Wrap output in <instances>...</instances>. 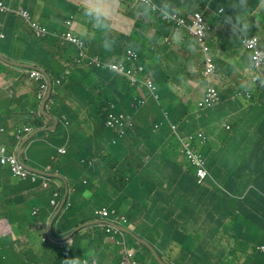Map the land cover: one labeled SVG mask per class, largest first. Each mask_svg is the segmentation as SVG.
Returning <instances> with one entry per match:
<instances>
[{"label": "trees", "instance_id": "trees-1", "mask_svg": "<svg viewBox=\"0 0 264 264\" xmlns=\"http://www.w3.org/2000/svg\"><path fill=\"white\" fill-rule=\"evenodd\" d=\"M132 1L127 0V3ZM260 1L205 0L211 10L210 18L206 17L207 22L213 29H218L210 32L208 44L213 50L219 46L237 50L235 54H238L239 66L230 69L224 90H220V101L212 108L200 112L199 121L182 110L185 106L180 104L177 94H184L185 84L194 80V76L200 78V74L184 72L185 61L189 59V64L195 70L200 65V58L193 61L192 56L187 57L189 51H183L181 47L173 49L176 50L175 54L171 52L170 43L160 41L163 35L168 38L183 34L181 29L177 35H171L172 21L166 23L155 18L152 22L157 36L150 38V34L145 31L146 22L132 13L129 15L133 20L131 33L128 36L114 33L112 40H118L117 46H108L94 41L105 32L106 26L109 27V21L82 9L81 15H86L93 27L85 28L83 40L80 38L83 46L79 49L52 36L34 38L22 30L15 16L0 14V32L4 33V39L0 40V55L14 58L13 54L17 51L21 61L32 63L52 79L62 77L65 66L71 67L70 75L63 79L61 90L72 93L76 87L82 89L85 97H89L88 113L102 136L109 134L103 126L111 105H114L116 112H130L133 115V131L127 132L125 139L119 140L105 152L107 156L103 159L109 167V188L101 194L108 196L109 208L119 212L123 210L124 204H130L127 213L130 222L131 214L135 211L138 215L139 210L143 213L144 205L148 203L149 211L156 219L159 217L163 222L167 218L169 222L164 229L160 253L158 251L167 264L171 262L164 256L174 255L182 248L185 257L198 256L201 258L199 262L203 264L205 261L208 264H213L212 261L215 264H264V255L256 251L257 245L264 240V86L252 82V54L244 51L239 56L238 48L241 45L235 29L226 25L227 21H232L246 29L250 35H259L264 50V6L257 12L262 4ZM250 2H253L252 7L247 6ZM220 8L224 13L218 17L216 12ZM195 10L200 9L197 7L185 15L181 12L178 14L188 17ZM130 11L134 12L132 9ZM164 12L169 17L176 13L168 7H165ZM125 48L138 52L139 58L132 66H142L143 73L139 76H143L145 81L151 79L157 87V101L151 98L150 106L138 110L131 107L137 100L136 85H132L126 77L113 74L108 67L109 62L124 59ZM126 64L131 66L128 62ZM76 65L88 69V77L98 78L101 84L80 83L75 75L78 69L74 67ZM240 67H245L248 75ZM239 78H243V84ZM104 83L109 86V90L102 85ZM246 88L253 93L252 100L233 98L238 91ZM52 110L60 111L62 105L56 102ZM167 114L172 121L182 125L181 130L187 131L184 126L190 120L194 123L187 132L201 127L217 132L204 149L206 170L210 177L206 187L197 184L191 167L184 171L177 166L167 175V169L172 167V154L166 148L157 153L158 148L164 146L167 136L162 133L157 137L152 131L153 125L165 120ZM42 121L40 113H28L23 123L40 129ZM224 124L229 125V129ZM12 140L14 144L19 143L13 137ZM175 148L176 145H173L172 150ZM145 158L149 159L146 163ZM6 171L0 166V179ZM201 210H206L207 222L216 223L218 220V226L228 230L229 238L237 242L236 249L219 250L215 236H199L186 229L192 222L187 217H194ZM194 223L197 225L196 220ZM106 236L105 230L99 225H94L92 230L84 233L76 232L71 246L50 248L55 250L54 254L44 264H59L61 257L71 255L74 249L82 252V255L76 256L77 264H82L84 251L94 243L100 251L99 264H120L121 259L108 262L105 252L101 250ZM130 239L135 242L133 238ZM82 241H86L85 246H80ZM138 245L151 254L145 246ZM6 255L7 261L23 256L13 248ZM151 257L154 260L152 254ZM70 259L75 264V256ZM26 260L24 256L20 264H27ZM37 260L40 262L39 258ZM0 264L5 262L0 259Z\"/></svg>", "mask_w": 264, "mask_h": 264}, {"label": "crops", "instance_id": "crops-1", "mask_svg": "<svg viewBox=\"0 0 264 264\" xmlns=\"http://www.w3.org/2000/svg\"><path fill=\"white\" fill-rule=\"evenodd\" d=\"M3 1L12 9H17L19 7L28 9L33 19L44 24L51 31L58 34L67 30L64 26V20L68 15L74 14L77 21L75 24V34L82 40L86 34L85 28H91L93 26L90 25L89 18L86 15H81L80 12L82 9L92 11L103 17L106 21H109V27L107 28L106 26L105 32L94 41L102 45L117 46L118 40L116 42L112 40L114 33L122 36H128L130 34L133 27V20H131L130 16L127 14V11L130 9H136V17L142 18L146 22V33L154 36L156 31L153 25L154 22H152L155 21L156 16L145 6L140 4L136 5L135 3L137 0H133L130 3H127V0ZM152 2L157 7L162 9L168 7L176 13L181 12L182 15H185L188 11H192L197 7L201 10L206 6H202L205 0H152ZM260 2L262 3L263 0ZM252 4L253 2H250L247 6L252 7ZM262 5L263 4L259 6L257 12L262 8ZM234 8H236V6ZM206 16L210 18L211 11H208ZM217 30L218 29H215V32ZM167 43L171 44V52L175 54H177L176 50L173 49H179L181 47L183 51H189L187 57L192 56L193 61H195L196 58L199 59V57L202 60L200 48L194 44L188 33L183 32L179 37L171 36L168 38ZM236 52L237 50L222 46H219L213 51L214 60L219 67V71H222V79L223 77L228 79V72L230 69L239 66L237 61L238 54H235ZM243 52L244 49L242 47L238 48V53H240L239 56H241ZM6 56L7 55L2 54L1 57L9 60V58H7L9 56ZM13 56L15 60L10 59L9 61H20L18 55L16 56L13 54ZM198 66L193 70L191 64H189V59H187L184 63V72H188L190 75L193 73L200 74L201 76L202 71H199L200 67ZM240 69L244 71V73L247 70L245 67H240ZM87 71L88 69L85 67H79L77 69L75 75L80 80V83L84 84L89 82L91 85L101 84L98 78L90 79L87 75ZM193 79L194 80H190L188 84H185L183 95L177 94L181 103L185 105L182 110L192 116L198 113L196 102L201 98L203 91L207 87V82L205 80H199L197 76H194ZM225 81L226 80H224V82ZM102 85L109 90V86L106 83ZM217 86L220 87V82H218ZM35 91L36 84L30 82L26 74L19 67H15L0 59V145L6 146L9 152L15 155L20 154L25 163L29 164L26 161H30L40 169L48 170L52 172V175L58 176L59 178H56V182L54 183L64 185V189L67 187L71 193L69 194V199L72 208L67 210L68 213L64 209H59V206L54 211H51V206L49 205V201H47V197H50L49 193H42L38 198L26 199V197H29L31 194L30 191L32 187L29 183L21 185L19 183L23 182H15L9 175L8 170L1 175L0 189L3 192L1 205L6 209L0 210V231H3V233L0 234H10V236L13 234L14 237L20 239L11 242L9 250L12 248L17 249L20 254L25 252L24 256L27 259V264H44L45 260H48L50 256L54 254V249L66 245L64 239L57 240L59 239L58 237L63 238L73 230V233H84L86 230H92L94 225H100L101 222L95 220L93 217V209L95 207L109 205L108 196L98 193L92 188L96 186L103 187L104 191L109 188L107 165L105 168L92 173L79 163V159L98 156L104 161L103 155L109 150V146L108 138L102 136L91 115L88 113L87 103L89 97H85L82 89L76 87L72 93L65 90L62 91L61 88L56 90L53 98L62 105V110L51 111L49 115L52 117L48 116L50 121L48 120L47 125L43 123V125L47 126V130L38 135L26 148L22 146L19 151L21 143L14 144L9 132L12 125L23 124L28 113H31L36 108L40 111L42 104H39L34 97ZM150 102L151 99H148L146 105L150 106ZM61 116H64L68 122L66 127L63 126ZM193 123L194 122L190 120L187 121V126H185L184 129L189 130ZM1 129H3V131H1ZM210 129L211 128H205L207 131ZM162 133L165 136L173 137L168 126L162 129ZM60 148H64L66 153H58V149ZM3 169L6 170L5 167H3ZM84 180L86 183H83ZM9 184L15 186L8 192L9 188H6V186ZM107 186L108 188L105 189ZM4 188L6 193L4 192ZM81 188L84 191L83 193L79 190ZM9 199H13L14 201L8 202ZM46 201L48 206L39 210L37 206L46 205ZM12 203H15V205H11ZM32 205H34V208L38 209V216H30ZM130 206L131 205L128 204V206L123 209L125 214L130 209ZM149 210L150 206L148 204L144 205L143 213L139 210V214L136 215L134 211L133 219L131 220L132 226L128 227L138 237L153 245L160 253L164 229L169 221L166 218L165 221L161 222L159 217L156 219ZM29 217H35V219ZM207 217L206 210H201L194 217L192 215L188 216L187 218L192 219V222L186 229L199 236H215V239L218 241L219 250L230 251L236 249L237 242L229 238L228 230L223 226L219 227L218 220L216 223L207 222ZM195 220L197 225L194 223ZM81 224L82 226L76 229ZM23 225H28V228H24ZM49 227L52 236L51 238L47 237L46 241L43 242L44 234L46 233L47 235ZM24 238H26V240H23ZM126 238L129 245L133 247L142 258V264H156L144 249L139 247L130 238L128 240L127 236ZM135 241L138 243L137 240ZM72 244L73 241L71 239V245ZM85 244L86 241H82L80 246H85ZM96 246L97 244L94 243L93 246L85 250L82 259L88 260L89 258H97L98 263H100V251ZM6 248H4V244H0V252L5 251ZM101 250L105 252L108 262H114L121 258L120 247L113 243L112 239L109 237L103 240ZM80 255H82V252L74 249L71 255L65 254L64 257H61L59 264H63L64 258L65 264H73L70 257L75 256V258H77L76 256ZM164 257L169 260L171 264H203L199 262L201 258L198 256L185 257L183 255V248L174 255L170 254ZM37 258L40 259V262ZM164 263L167 264L166 262ZM212 263L215 264L214 261H212ZM5 264H13V262L11 260L6 261ZM204 264L208 263L205 261ZM235 264L245 263L236 262Z\"/></svg>", "mask_w": 264, "mask_h": 264}, {"label": "clouds", "instance_id": "clouds-1", "mask_svg": "<svg viewBox=\"0 0 264 264\" xmlns=\"http://www.w3.org/2000/svg\"><path fill=\"white\" fill-rule=\"evenodd\" d=\"M5 7H7L10 12L7 13H3L0 12L1 15H13L17 18L19 25L21 26L22 30L25 31L27 34H31L32 37L40 39V38H45V37H55V38H59L65 42L70 43L72 46L73 45L71 42L65 40V35L66 34H71L73 37H75L77 40L81 41V39L79 37L76 36L75 34V24H76V17L74 14H70L67 16V18L64 20V26L67 28V30L65 32H62L60 34L51 31L49 28H47L44 24L38 22L37 20L33 19L31 16V13L28 9L24 8V7H19L17 9H12L10 6L6 5L5 2L3 0H0ZM140 4L142 6H145L151 13H153L156 17V19H159L162 22H171L172 21V34L171 35H177L181 29H183V32L188 33V35L192 38L193 42L195 45H197L200 48V54H201V58L200 59V65L198 67L199 71H202V74L200 76V78H198L199 80L202 81H206L207 82V87L206 89L203 91L201 98L196 102V108L198 110V113H196L195 119L197 118V120L199 121V119L201 118L200 112H204L206 111V109H210L213 106H215L219 101H220V90L223 89L224 90V80L225 78L223 77L222 79V71H219V67L217 66L215 60H214V53L213 51L216 50V48L213 50L212 47H210V45L208 44V40L210 38V32L214 31L215 29H213L211 27V25H209V23L207 22L206 19V13L208 11H211L208 8V5L205 3V7L201 10H195L193 11L188 17H184L178 13H175L173 15H175L178 18H182L184 19L187 23L190 22V19L193 17V15L195 13H198L201 15L203 22L205 23V30H204V42H199L197 37H195L193 34H191V32L189 31V29L186 26H177L175 21L171 20V19H166L164 18V15H167L164 12V9L157 7L155 4H153L152 0H148V3H144L141 0H137V2L135 3ZM262 6H264V0L262 2ZM19 9H25L29 12L30 15V20L34 21L42 26H44L50 33L51 35H47L45 37H35L33 35V33L31 32L29 26L27 25V23L18 15H16L13 12L18 11ZM136 15V9H132ZM130 11V10H129ZM217 16L221 17V14L224 13L223 9L220 8L219 10H217ZM168 16V15H167ZM169 17V16H168ZM70 21V24L67 25L66 22ZM226 25H230L232 27H234L235 29V33L237 34V38H238V42H240V47L239 48H243L244 51H248L252 54V66H251V71H252V75H251V80L253 83H258L261 86H264V68L261 71V74L259 72H257L254 68V60H253V52L251 50H248L244 43H243V38H257L258 39V43H259V48L261 51L264 52V50L261 47V38L259 35H250L248 31H246V29H243L241 26H239V24H236L235 22L232 21H227ZM28 31V32H27ZM131 33V32H130ZM0 34L3 35V38H0V40L4 39V33L0 32ZM154 36H157V31H155ZM153 36L150 34V38H152ZM169 38V37H168ZM168 38L167 36H161V40L162 42H168ZM163 39V40H162ZM170 42V41H169ZM205 47L208 48L207 51H205ZM130 50L132 52H134L137 57L135 60H131V59H127V51ZM200 56V55H199ZM1 57V55H0ZM7 57V56H6ZM4 58V57H2ZM9 58V60H15L11 57H7ZM139 58V54L137 51L131 49V48H125L124 49V59L120 60V61H111L109 62V64L111 63H121L124 65V67L126 69H132V68H136L132 66V63L134 61H137V59ZM200 58V57H199ZM5 60H7L6 58H4ZM4 60V61H5ZM8 60V61H9ZM210 60L214 67V73L212 75H206V70H207V61ZM7 62V61H6ZM14 62V61H11ZM126 62L130 63L131 66H127ZM8 63V62H7ZM17 63H24V64H29L31 66H33L34 68H22L23 72L26 74L27 79L36 84V91L34 94V97L36 98L37 102L41 105L40 111L36 108L34 111H32L31 113H29L30 115H34L37 113H40L43 116V121H42V128L40 129H35L30 125H27L25 123H21V124H14L11 126L10 129V136H12L14 139H16V141H18L19 143H21V145L19 146V151L21 150L20 147H24V146H29V144L31 142H33V140H35L37 138L38 135L42 134V132L47 130V123H48V116L49 113L52 110L53 107L56 104V101L53 98V95L55 94L56 90L58 88H61L62 86V82L63 79L67 78L70 75L71 72V67L66 66V68H64V72L62 77L57 78V79H52L50 78L49 75L46 74L45 71L39 69V68H35V66L30 63V62H24V61H19ZM16 67V66H15ZM75 68H79V67H84L81 65H76L74 66ZM142 69L141 71H139L136 74V78H137V82H132L130 80V78L126 75H122V74H117L113 71L110 70V72H112L115 75L121 76V77H126L128 78V80L130 81V83L132 85H136L137 87V100L135 102H133L131 104V107L133 109H139L141 107H145L146 102L148 99H153L155 101H157L158 99V95H157V87L155 85V83L149 79V81L152 82L153 86H154V90H149L147 89L144 85L143 82L145 80H143V76H139L140 74L143 73V67L140 66ZM39 72L40 77L39 78H35L31 76L32 72ZM246 75H248V71L246 70ZM255 77H257V80H255ZM59 81V83L57 82ZM239 81H243V78H239ZM218 82H220V87L217 86ZM215 89L218 93V100L210 107H201L200 103L202 102L203 98L205 97V95L207 94L209 89ZM40 95V96H39ZM177 97V96H176ZM233 98H237L240 100H244V101H250L253 99V93L251 92L250 89L246 88V89H242L240 91H238L236 93V95L233 96ZM178 100L180 102L181 105H183L178 97ZM185 106V105H184ZM42 109V110H41ZM110 114L113 115H119L122 114L124 116H129L130 117V121H131V126L125 127L123 129V133L120 134L116 129L110 128L107 126V120H108V116ZM66 116V115H65ZM197 116V117H196ZM52 117V116H51ZM61 120L63 122V126L66 127L68 125V122L66 120V118L64 116H61ZM50 121V120H49ZM43 123H46V125H43ZM57 123V122H56ZM168 126L170 131L173 134V137L167 136L166 140H165V144L164 146H161L160 148H158V152L157 153H161L164 148L167 149V152L172 154V167H169L167 169V175L171 174V172L174 170L175 167L179 166L180 168H182L184 171H186L188 168H193L194 172H195V177L197 180V184L198 185H202L203 187L207 186L206 181L210 178L209 174L206 170V159H205V155H204V149L207 147V145L209 144L210 138H214L217 134V132H214L213 130H205L202 127L198 128L194 131L191 132H187L184 130H181V124L180 123H175L174 120L172 121L169 117V115H166L165 120L161 121L160 123L154 124L153 125V132L156 133L157 137H160L162 135V129ZM184 126V125H183ZM224 126L229 129V125L224 124ZM104 129L109 133L108 135H104V138H108V146H114L117 144V142H119V140L121 139H125L127 136V132L129 131H133V128L135 127V119L133 118V115L130 112H116L114 110V105H111V109L107 112L106 118H105V122H104ZM185 127V126H184ZM1 131H3V129H1ZM41 132V133H40ZM39 133V134H38ZM202 134L203 138H199L198 134ZM35 136V137H34ZM193 137V138H191ZM173 145H176L175 150H172ZM3 149L4 150V156L6 158H11L10 161H6L4 163L0 162V166L1 167H5L8 170L9 175L12 177V180L16 181V182H26L29 183L31 185V194L29 197H26V199L29 198H38V196L42 193H49L50 197H47V201H49V205L51 206L50 210L54 211L58 206L59 209H64L65 211L71 209L72 204L70 202L69 199V194L70 190L66 187V189H64V185H59V184H55L54 182L56 178H59L58 176H54L52 175V172L48 171V170H44V169H40L37 165H35L34 163H31L30 161H26L29 164L25 163L23 161V159L21 158L20 154L15 155L14 153L9 152V150L6 148V146L4 145H0V150ZM58 153L60 154H65L66 150L64 148H60L58 149ZM107 154L103 155V158L106 157ZM105 161V160H104ZM101 158H99L98 156H92L89 158H80L79 159V163L88 171L94 173L99 169H103L106 167L107 162H104ZM149 159H144V163L148 162ZM37 170V171H41L44 174H38L35 172H32L30 170H28L25 165ZM106 163V164H105ZM14 167H19V172L22 173L18 174L16 171H14ZM109 169L108 165H107V170ZM203 169L206 172V176L201 179L199 176V170ZM108 178V175H107ZM109 180V178H108ZM83 183H86V181L84 180ZM204 185V186H203ZM88 186V185H86ZM86 188V187H84ZM93 190L97 191L98 193H105L106 191H104V189L102 187H93ZM78 190V189H76ZM81 193H83L84 191L81 189H79ZM100 191V192H99ZM2 196H3V192L0 189V210H5L6 208L3 207L2 204ZM64 199V202L62 203ZM14 200L11 199V201L8 202H13ZM46 201V205H41V206H37L39 207V210L44 209L48 206V203ZM62 203V204H61ZM149 204V203H148ZM61 205V207H60ZM128 204H124V207H127ZM105 210L106 214H101L100 212ZM130 210V209H129ZM128 210V211H129ZM38 209L34 208V205H32V210H30V216H38L39 214H37ZM68 212V211H67ZM128 212H126V214L122 211H118L115 208H109V205L107 206H100V207H95L93 209V217L95 220L100 221V227L102 229L105 230L107 236L112 239L113 243L117 244L120 247V251L121 254H123V244H125V246L130 249L133 250L135 253L134 259L137 262V264H142L141 260L138 259V253L137 251L131 247L127 241V238H134L131 235L125 233L122 229H128L131 231V229H129L128 226H132V221L130 222L128 219ZM133 215L131 214L130 219H133ZM56 217V216H55ZM29 218H34L35 217H29ZM54 219V217H53ZM52 219V220H53ZM51 220V221H52ZM10 222V221H9ZM96 224V223H95ZM24 228H28V225H23ZM82 226V224L80 226H78L76 229L80 228ZM75 229V230H76ZM74 231V230H73ZM70 232L67 235H65V239L64 241L66 242V245L64 246H71V239L72 236L74 235V233ZM132 232V231H131ZM0 233H3V231H0ZM133 233V232H132ZM71 234V236L68 237V235ZM134 234V233H133ZM44 238H43V242L46 241V238H51V230L50 227L48 228V233L46 235V233L44 234ZM135 236H137L136 234H134ZM138 237V236H137ZM59 239L62 237H58ZM140 238V237H138ZM135 239V238H134ZM142 239V238H141ZM16 240H20L16 237H14V235L12 234L10 236V234L8 235H1L0 234V244H4V248H6L5 252H0V259L1 261H4L6 263L7 261V251H9V246L11 245V242H14ZM137 240V239H135ZM144 240V239H143ZM9 241V242H8ZM138 241V240H137ZM146 241V240H145ZM8 242V244H7ZM139 244H141L138 241ZM149 243V242H148ZM150 244V243H149ZM142 245V244H141ZM151 245V244H150ZM144 246V245H143ZM153 246V245H152ZM154 247V246H153ZM148 249V248H147ZM155 249V247H154ZM264 249V240L257 245L256 247V251L257 253L264 255V252L262 251ZM149 250V249H148ZM156 250V249H155ZM150 251V250H149ZM151 252V251H150ZM156 252L158 253V251L156 250ZM152 254V252H151ZM151 254L150 257H151ZM138 255V256H137ZM158 255L160 256V254L158 253ZM152 256L154 257V255L152 254ZM140 257V256H139ZM152 258V257H151ZM161 258V256H160ZM124 258H122L121 260L123 261ZM153 259V258H152ZM162 260V258H161ZM75 264L78 263V258H75ZM154 261H157L154 257ZM163 261V260H162ZM158 262V261H157ZM164 262V261H163ZM81 263L82 264H99L97 258H89L88 260L86 259H81ZM159 263V262H158ZM160 264V263H159ZM165 264V263H164Z\"/></svg>", "mask_w": 264, "mask_h": 264}, {"label": "built area", "instance_id": "built-area-1", "mask_svg": "<svg viewBox=\"0 0 264 264\" xmlns=\"http://www.w3.org/2000/svg\"><path fill=\"white\" fill-rule=\"evenodd\" d=\"M144 3H148V0H141ZM0 12L7 13L10 12V10L4 6V4L0 1ZM19 17H21L29 26L31 32L35 37H45L47 35H51V33L42 25L31 21L29 12L25 9H19L16 12H13ZM164 18L171 19L175 21L177 26H186L191 34H193L195 37H197L199 42H204V30H205V23L203 22V19L200 14L195 13L193 17L190 19V22L187 23L184 19L178 18L175 15H172L168 17L167 15H164ZM67 25L70 24V21L66 22ZM0 38H3V35L0 34ZM65 40L71 42L73 45L77 46L79 49L82 48L83 43L79 40H77L75 37H73L71 34L65 35ZM243 43L245 47L248 50H251L253 52V60H254V68L257 72L261 74L262 69L264 68V52L260 50L259 43L257 38H243ZM208 48L205 47V51H207ZM137 55L128 50L127 51V59L135 60ZM109 69L117 74L126 75L130 78L132 82H137L136 74L141 71V67L137 66L136 68L132 69H126L123 64L121 63H111L108 65ZM215 67L213 63L208 60L207 61V70L206 75H212L214 73ZM32 77L39 78L40 74L39 72H32ZM255 80H257V77H255ZM59 83V81H57ZM143 85L149 89L154 90V86L151 81L146 80L143 82ZM40 96V95H39ZM218 100V93L215 89L211 88L208 90L207 94L203 98L202 102L200 103L201 107H210L212 106L216 101ZM107 126L113 129H116L120 134L123 133V129L125 127L131 126V121L129 116H124L122 114L119 115H113L110 114L108 116L107 120ZM199 138H203V135L200 133L198 134ZM193 138V137H191ZM11 158H6L4 156V150H0V162L4 163L6 161H10ZM19 167H14V171H16L18 174L23 175L19 172ZM199 176L201 179H203L206 176V172L203 169L199 170ZM101 214H106V211L103 210L100 212ZM123 254L125 255V259H123V264H137V262L134 259L135 253L133 250L128 249L125 244H123ZM264 252V249L262 250Z\"/></svg>", "mask_w": 264, "mask_h": 264}, {"label": "water", "instance_id": "water-1", "mask_svg": "<svg viewBox=\"0 0 264 264\" xmlns=\"http://www.w3.org/2000/svg\"><path fill=\"white\" fill-rule=\"evenodd\" d=\"M0 59H3V60H5L4 58H2V57H0ZM5 61H7L9 64H11V65H13V66H16V67H22V68H34L33 66H31V65H29V64H24V63H17V62H11V61H8V60H5ZM42 110V109H41ZM22 147H20V149H21ZM24 164V163H23ZM25 165V164H24ZM25 167L28 169V170H30V171H32V172H35V173H38V174H44V173H42L41 171H37V170H35V169H33V168H31V167H29V166H27V165H25ZM64 202V199H63V201H62V203ZM61 203V204H62ZM60 207H61V205H60ZM125 233H127V234H129V235H131L132 237H134L135 239H137L142 245H144L146 248H148L151 252H152V254L154 255V257H155V259L160 263V264H164V262L161 260V258H160V256L158 255V253L156 252V250L154 249V247L152 246V245H150L147 241H145V240H143V239H141V238H138L137 236H135L130 230H128V229H122ZM68 236H71V234H69ZM66 237H63V238H61V239H57V240H62V239H65Z\"/></svg>", "mask_w": 264, "mask_h": 264}, {"label": "rangeland", "instance_id": "rangeland-1", "mask_svg": "<svg viewBox=\"0 0 264 264\" xmlns=\"http://www.w3.org/2000/svg\"><path fill=\"white\" fill-rule=\"evenodd\" d=\"M263 7V6H262ZM132 13L133 12H131V11H127V14L128 15H132ZM18 49H20V47H18ZM14 55H16L17 56V51L14 53ZM240 83H244V82H241L240 81ZM109 170V169H108ZM16 182V181H15ZM24 183H26V182H23V183H19V184H24ZM15 185H11V184H9V185H7L6 186V188H9V190H8V192L11 190V188L12 187H14ZM103 188V187H102ZM108 188V186L105 188V189H107ZM4 192L6 193V190H5V188H4ZM9 201H11V199H9ZM11 205H15V203H12ZM23 240H26V238H24ZM128 240H129V238H128ZM132 240V239H131ZM29 243H31V242H29ZM135 243L138 245L139 243H137L136 241H135ZM139 247H140V245H138ZM2 252H5V251H2ZM7 252H9V251H7ZM21 255H23L21 258H17V257H15V258H13L11 261L13 262V264H20V262H22L23 260H24V255H25V252H23V253H21ZM138 259H140V257L138 256Z\"/></svg>", "mask_w": 264, "mask_h": 264}, {"label": "bare ground", "instance_id": "bare-ground-1", "mask_svg": "<svg viewBox=\"0 0 264 264\" xmlns=\"http://www.w3.org/2000/svg\"><path fill=\"white\" fill-rule=\"evenodd\" d=\"M122 258L125 259V255H124V254H121V258H120V259H122ZM123 262H124V261L121 260V261H120V264H123Z\"/></svg>", "mask_w": 264, "mask_h": 264}]
</instances>
